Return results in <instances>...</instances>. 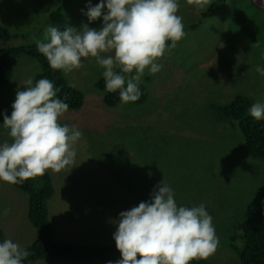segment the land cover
Listing matches in <instances>:
<instances>
[{
  "label": "rangeland",
  "instance_id": "obj_1",
  "mask_svg": "<svg viewBox=\"0 0 264 264\" xmlns=\"http://www.w3.org/2000/svg\"><path fill=\"white\" fill-rule=\"evenodd\" d=\"M214 0H210V3ZM89 0H0V26L14 36L1 39L0 47L45 41V30L55 26L82 31L85 24L100 28L102 17L89 22L81 13ZM99 0H91L94 6ZM177 15L183 24L202 20L203 8L178 0ZM219 13L204 19L195 28H184L185 36L173 48H166L156 62L163 65L152 76L147 100L139 107L103 102L105 92L95 86L104 69L96 58L82 60V67L65 73L85 96L83 106L68 109L60 124L75 125L82 132L73 148V163L60 172L46 170L55 193L47 200L48 217L55 227V241L75 244H103L115 241L112 221L121 211L130 210L149 199L154 186L164 180L173 190L178 206L203 203L213 218L219 245L208 257L209 264H243L231 246L243 241L236 228L246 214L254 192L264 184V160L251 156L236 123L222 118L211 104L225 103L238 93L264 101V9L252 0H220ZM114 53H102L108 56ZM41 71L34 57L14 59L12 81L0 85V144L11 143L4 115H11L16 91L24 81ZM135 72V71H134ZM141 77V79H142ZM168 77V81L160 80ZM220 90V93H216ZM134 106V107H132ZM205 109V110H204ZM205 111V112H204ZM153 128V130H151ZM142 129H150L144 131ZM216 130L201 147L207 130ZM197 136V137H196ZM201 148V168L186 170L191 158L178 151ZM194 164L195 161H194ZM209 169V170H204ZM13 184L0 181V227L6 239L19 245L31 244L39 230L28 217V196L18 194ZM24 198V199H23ZM27 200V201H26ZM7 211L5 215L4 212ZM78 217L73 221L70 217ZM75 223V227L71 224ZM105 228H104V227ZM121 255L111 261H116ZM140 258L139 255L137 257ZM96 258L74 260L67 257L32 260L28 264H107ZM192 264V263H190Z\"/></svg>",
  "mask_w": 264,
  "mask_h": 264
},
{
  "label": "clouds",
  "instance_id": "obj_2",
  "mask_svg": "<svg viewBox=\"0 0 264 264\" xmlns=\"http://www.w3.org/2000/svg\"><path fill=\"white\" fill-rule=\"evenodd\" d=\"M187 2L203 8L210 0ZM86 8L81 13L89 22L102 17L100 28L85 24L82 31L73 27L60 31L49 26L45 41H37V50L51 69L65 73L81 68L83 59L96 58L104 69L100 75L106 92L119 90L124 104L140 98L138 84L145 69L150 74L161 71L163 65L156 62L157 58L179 43L186 34L184 28H192L177 15L178 0H99L94 6L89 0ZM167 41L172 43L168 45ZM108 52L114 54L101 55ZM116 68L119 73L114 71ZM133 71L136 74L127 81L121 74ZM256 71L264 75V67L258 65ZM162 81H168V77ZM24 84V90L16 91L11 115L5 114L2 123L9 129L12 142L0 144V181L10 184L43 176L49 169L60 172L72 164L76 156L73 145L82 135L75 125L58 122L69 104L67 97L58 96L53 81L41 78L34 83L28 78ZM248 112L255 120H264V101L253 103ZM70 217L73 221L77 218ZM112 223L121 258L107 264H190L207 259L219 245L206 206H178L174 190L164 180L154 186L148 200L121 211ZM75 225L72 223L70 228ZM29 255L12 239L0 242V264H23Z\"/></svg>",
  "mask_w": 264,
  "mask_h": 264
},
{
  "label": "trees",
  "instance_id": "obj_3",
  "mask_svg": "<svg viewBox=\"0 0 264 264\" xmlns=\"http://www.w3.org/2000/svg\"><path fill=\"white\" fill-rule=\"evenodd\" d=\"M219 3L220 0L212 1L210 6L202 12V20H198L197 24H191L190 27L195 28L204 19L219 13ZM13 36V32L6 27L0 26L1 39H11ZM171 43V41L166 42L168 45ZM21 55L34 57L40 62L41 71L34 76V83L41 78H48L53 81L57 88L58 96L61 99L67 97L66 102L69 104L70 110H77L83 106L85 102L83 91L72 84L61 70H53L49 67L46 58L37 50V43L0 47V85H7L12 81L14 59ZM114 71L119 73L120 69L116 68ZM121 74L125 75L127 81L128 78L134 76L136 73L133 71V73ZM144 80L147 82L149 88L152 76L145 73V77H142L138 84L141 91L140 98L136 102L128 103L127 105L131 106V104H136L135 107H139V105H142L147 100L149 91ZM95 86L106 93L103 98V102L106 105L114 106L122 103L119 99V90L116 92H106L105 81L102 75L96 80ZM216 93H220V90H217ZM252 104L253 101L251 98L242 93H238L230 101L213 103L211 106L222 112V118H229L233 123L238 125L244 138L246 151L254 158L264 160V120L257 121L251 117L248 109ZM149 130L142 129L141 135L145 134L144 131ZM215 131L209 129L205 133H199L197 135L206 137L200 144L205 151H211L209 146H205V144L208 141L207 137L215 134ZM201 150V148H195L193 145L190 148H184L178 151V155L183 153L187 154L192 160L186 170L201 168L198 165L200 164V156L202 153L198 155V158L194 157L195 151L199 152ZM194 161L196 164H194ZM13 185L27 194L28 217L32 221V224L39 230V236L31 244L22 246V248H26L30 252V255L23 260V264H28L32 260H42L46 257H67L74 260L90 258L112 260L121 255L116 248L115 241H106L103 244H73L55 241L53 239L56 230L48 217L47 200L55 193V186L48 171L43 176H37L34 179L24 181L22 184ZM236 232L241 237L243 246L240 249L235 247L233 243L235 236L234 238L232 237L231 246L238 253L241 262L243 264H264V184L254 192V196L247 207L246 214L238 224ZM4 239L6 238L0 227V242ZM190 263L209 264L208 258L193 260Z\"/></svg>",
  "mask_w": 264,
  "mask_h": 264
},
{
  "label": "water",
  "instance_id": "obj_4",
  "mask_svg": "<svg viewBox=\"0 0 264 264\" xmlns=\"http://www.w3.org/2000/svg\"><path fill=\"white\" fill-rule=\"evenodd\" d=\"M258 7L264 9V0H252Z\"/></svg>",
  "mask_w": 264,
  "mask_h": 264
},
{
  "label": "crops",
  "instance_id": "obj_5",
  "mask_svg": "<svg viewBox=\"0 0 264 264\" xmlns=\"http://www.w3.org/2000/svg\"><path fill=\"white\" fill-rule=\"evenodd\" d=\"M12 187H14V188L16 189L17 193H18V194L12 193V196H13V197H15L16 199H18V198H19V197H18L19 194L22 196V193H23L22 191L18 190L16 186H12ZM21 192H22V193H21ZM22 197H23V196H22ZM23 199H24V198H23ZM26 201H27V200H26ZM27 204H28V201H27ZM18 244H19V243H18Z\"/></svg>",
  "mask_w": 264,
  "mask_h": 264
},
{
  "label": "bare ground",
  "instance_id": "obj_6",
  "mask_svg": "<svg viewBox=\"0 0 264 264\" xmlns=\"http://www.w3.org/2000/svg\"><path fill=\"white\" fill-rule=\"evenodd\" d=\"M255 4V3H254ZM256 5V4H255ZM263 9V8H262Z\"/></svg>",
  "mask_w": 264,
  "mask_h": 264
}]
</instances>
